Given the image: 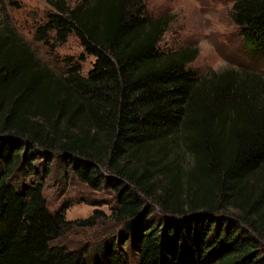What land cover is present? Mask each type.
Returning a JSON list of instances; mask_svg holds the SVG:
<instances>
[{"label":"trees","instance_id":"trees-1","mask_svg":"<svg viewBox=\"0 0 264 264\" xmlns=\"http://www.w3.org/2000/svg\"><path fill=\"white\" fill-rule=\"evenodd\" d=\"M231 1L245 48L264 62V0ZM46 3L34 40L55 49L75 36L95 62L87 76L72 59L57 74L0 0V264H264V76H200L198 48L161 49L174 16L153 17L146 0ZM175 147L189 168L151 160ZM54 154L81 182L117 192L113 217L128 235L105 257L53 244L71 223L27 178L49 176Z\"/></svg>","mask_w":264,"mask_h":264},{"label":"rangeland","instance_id":"rangeland-1","mask_svg":"<svg viewBox=\"0 0 264 264\" xmlns=\"http://www.w3.org/2000/svg\"><path fill=\"white\" fill-rule=\"evenodd\" d=\"M10 1L16 2L19 7H11ZM5 2L13 24L44 63L57 74L63 75L67 71L68 60L72 59L73 62L80 63L81 74L88 75L95 58L85 54L75 36H71L66 44L55 49L34 40L35 27L45 23L50 10L46 0ZM146 4L153 17L164 14L174 16L161 43V49L166 52L187 47L199 49V56L191 66L200 76L205 77L225 69L249 70L264 76V62L245 48L239 35L232 18L231 0H146ZM39 155L40 153H36L37 160L34 165L41 175L47 160ZM52 160L49 176L42 174L38 179L29 176L27 182L39 180L43 183L50 211L64 212L66 220L71 223V229L53 244L64 246L70 251L85 252L90 261L101 252L100 257H105L103 251L107 250L108 244L118 240L124 242L128 235L124 222L118 223L113 217L118 196L111 181H104L99 189H94L81 182L67 168L68 158L54 154ZM151 160L156 166L173 160L172 168L180 165L186 169L189 168L190 161L179 147H175L174 151L170 148L158 151ZM102 172L104 177H108L109 171L106 168ZM186 181L187 177L183 179V184L186 185ZM190 186H183V196L193 189L189 190ZM145 203L151 213L149 220L160 221L162 217L159 206L151 199H145ZM230 211L237 213L235 210ZM128 245L129 243L124 247L125 250Z\"/></svg>","mask_w":264,"mask_h":264}]
</instances>
